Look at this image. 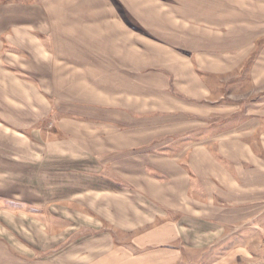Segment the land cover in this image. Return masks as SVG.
<instances>
[{"label":"rangeland","instance_id":"1","mask_svg":"<svg viewBox=\"0 0 264 264\" xmlns=\"http://www.w3.org/2000/svg\"><path fill=\"white\" fill-rule=\"evenodd\" d=\"M139 1L0 0V161L20 166L18 174L0 168V241L17 236L13 228H42L49 212L45 199L21 197L23 184L31 193L23 169L61 160L66 171L84 172L94 134L112 139L124 122L146 121L138 111L175 96L195 102L194 117L184 118L216 138L220 170L237 172L242 191L241 199L228 190L212 199L210 220L190 226L173 264H264V0H202L190 19L156 24L129 10ZM82 12L101 20L98 38H68ZM178 72L195 82L180 86ZM227 154L242 164L228 167ZM50 206L58 217L62 209Z\"/></svg>","mask_w":264,"mask_h":264},{"label":"crops","instance_id":"2","mask_svg":"<svg viewBox=\"0 0 264 264\" xmlns=\"http://www.w3.org/2000/svg\"><path fill=\"white\" fill-rule=\"evenodd\" d=\"M200 1L172 0L163 5L140 0L128 8L151 23H173L179 17L190 19L189 11H195ZM97 12L98 6L90 14ZM86 16L76 14L74 36L68 38H98L101 20L92 16L83 20ZM173 65L169 67L172 71ZM178 73L175 81L182 77L180 86L196 80L193 74ZM169 97L165 108L157 105L154 112L138 111L146 121L124 122L112 139L110 133L99 140L98 133L94 134L87 161L90 169L84 172L82 167L79 172L66 171L61 160L55 167L42 164L23 169L21 179L26 178L31 193L24 191L23 184L21 197L40 204L45 199L49 212L40 220L42 228L34 225L30 232L20 234L13 228L17 236L0 241V264L178 263L180 240L188 238L189 229L199 231L210 220L207 216L212 205L216 206L212 199L226 190L234 193L231 198L241 199L242 190L237 188V172L226 170L225 176L220 170V161L212 153V139L216 138L204 131L196 133L194 120L184 118V113L194 117L195 102ZM144 99L142 95L137 100ZM109 101L114 103L115 98ZM219 144L221 140L218 149ZM227 155L228 167L242 164V159ZM0 168H12L15 174L20 170L19 165L5 160L0 161ZM214 179L217 183L212 186ZM50 205L62 209L58 217H51Z\"/></svg>","mask_w":264,"mask_h":264}]
</instances>
